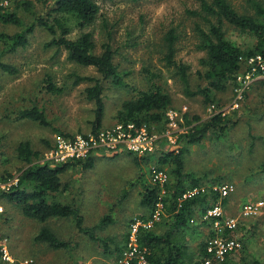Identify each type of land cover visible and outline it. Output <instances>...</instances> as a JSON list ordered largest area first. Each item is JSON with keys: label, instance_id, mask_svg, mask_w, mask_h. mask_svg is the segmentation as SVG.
I'll list each match as a JSON object with an SVG mask.
<instances>
[{"label": "rangeland", "instance_id": "374dc122", "mask_svg": "<svg viewBox=\"0 0 264 264\" xmlns=\"http://www.w3.org/2000/svg\"><path fill=\"white\" fill-rule=\"evenodd\" d=\"M97 1L101 6L99 17L94 25L83 31L93 33L97 53L102 51L104 43H111L116 52L114 61L124 80L122 86L111 80L104 81V123H114L123 102L137 96L139 90L160 89L171 95L172 104L161 122H151L147 128L162 135L163 142L152 155L138 156L126 151L116 156L102 155L95 158L91 168L71 166L62 174V182L68 188L57 198L61 195L58 199L64 198L80 206L84 225L93 229L97 240L80 232L72 217L42 223L23 216L17 209L9 214L5 207L0 213V235L9 237L12 253L14 251L17 256L13 255L21 261L33 258L37 264H114L118 260V246L125 245L130 234L132 219L149 218L152 213L141 204L145 185L151 182V168L156 166L166 170L172 180L171 166H159V158L164 151H178L184 147L185 140L180 136L196 124L210 120L209 107L215 104L219 109L226 108L235 123L223 134L211 130L201 142L187 145L184 171L201 178L202 186L208 190L223 182L235 185V190L226 198L212 192L217 199L212 196L209 202L210 207L221 204L224 217L236 219L232 230L225 229L224 224L222 228L225 238H236L241 246L224 260L213 264H252L253 260L264 263V207L257 215L244 216L241 212L246 203L264 202V85H258L264 79L254 81L235 108L232 103L238 74L246 69L244 63H241L240 72L230 82L228 90L212 92L211 102H207L203 95L189 96L186 94L187 85L195 91L208 84L199 74L207 67L201 62L206 52L198 49L200 36L197 27H209L203 18L191 13L200 11V1ZM229 1L240 13L253 12L251 0ZM34 2L31 11L17 9L25 24L32 23L37 17H46L50 11L51 0ZM14 9L15 5H12L11 10ZM69 25L72 28L69 38H77L82 30L72 19ZM170 29H174L178 36L176 61L189 66V84L181 79L175 67L166 63V36ZM21 30L20 26L0 23L1 34L14 35ZM226 30L227 36L243 48L256 43V38L248 33L234 31L229 26ZM52 38L51 33L38 26L28 36V44L15 51L7 50L0 41L2 60L19 69L16 75L0 70V183L10 179L11 175H19L26 166L17 156L16 148L21 141L28 140L34 148L40 149L38 161H43L54 147L53 136L60 133L58 131L76 135L92 130L95 103L89 101L85 93L91 83L75 85L74 81L76 75H100L94 67L68 61L64 49L47 46ZM46 74L52 75L54 81L65 88L64 93L46 92L43 88ZM35 103L45 109L50 126L17 119L20 109ZM170 111L183 117H177V127L170 126ZM168 132L176 137V145L168 141L165 135ZM46 141L52 147L49 148ZM136 156L146 158L137 164ZM2 202L0 198V204ZM214 222V218H205V214L200 213L186 229L174 232L176 240L187 244L194 261L202 259L204 243L215 234ZM44 225L52 228L62 240L70 242V246L53 249L45 242H35L34 237ZM152 229L160 234L166 233L168 221L162 216ZM99 239L109 240L105 245Z\"/></svg>", "mask_w": 264, "mask_h": 264}, {"label": "trees", "instance_id": "16d2710c", "mask_svg": "<svg viewBox=\"0 0 264 264\" xmlns=\"http://www.w3.org/2000/svg\"><path fill=\"white\" fill-rule=\"evenodd\" d=\"M198 1H200V11L193 10L191 13L203 18L209 27L208 29L197 27L200 36L198 49L206 52V57L202 58L201 62L207 67L205 72L199 74L208 84L195 91L187 85L186 94L189 96L203 95L207 102H211L213 91H226L230 86V82L236 78L242 67V57L257 54L264 56V0H251L253 9L251 13H240L229 0ZM51 2L50 11L46 17H37L32 23L25 24L17 9L22 8L31 11L34 7V0H0V23L22 27V30L14 35L0 33V41L5 44L7 50L15 51L18 47H25L28 44V36L38 26H41L53 35V38L47 42V46L64 49L68 61L84 67H94L100 77L76 75L74 84L91 83L85 88V93L87 99L95 103L92 132L96 133L103 126L106 110L104 81L111 80L117 86L124 85L119 65L114 61L116 52L111 43H104L102 51L97 53L93 33L83 31L85 28L94 25L99 17L101 6L97 0H51ZM12 5H15L14 10H11ZM71 19L82 30L75 39L69 38L72 31L69 25ZM226 26L232 27L234 31L252 35L256 38V43L248 48L235 44L227 36ZM177 39L176 31L170 29L166 36L167 53L165 60L167 65L175 67L181 79L189 84V66L179 63L175 59ZM0 70L10 75L19 73L17 67L4 62L1 56ZM43 82V88L50 94H62L65 91V88L59 86L50 74H46ZM171 104V95L160 89L153 91L139 90L137 96L123 102L121 108L117 111L116 119L125 125L133 123L137 128H141L144 124L161 122L165 111ZM17 119L31 120L46 127L51 124L45 109L37 103L31 107L20 109ZM234 123L228 114L217 113L210 120L196 124L180 136L181 139L185 140L184 147L178 151H164L159 158V166L163 167L166 164L171 166L173 179L164 188L152 181L147 183L142 194L141 204L153 212L157 204L162 203L161 214L168 221L169 230L160 234L154 229L140 228L138 240L142 248L146 249L145 254L149 264L199 263L194 261L193 255L187 249V244L180 243L173 237V234L176 231L186 229L191 221L197 218L198 214L202 213L204 215L210 208L209 198L213 195L211 191L183 198V195L189 189L202 186L201 178L184 171V154L187 151V145L201 142L211 130L223 134ZM58 132H60V135L72 136L61 131ZM46 143L49 148L52 147L49 141H46ZM16 151L18 158L26 166L18 175L17 184L11 187L10 190L5 191V194L0 193L1 197H8L21 207L26 217L42 223L53 218L72 217L76 221V226L80 232L97 240L98 238L95 236L93 229L84 225V216L80 213L79 208L57 200V194L68 188L62 182V174L71 166L81 165L85 169L91 168L94 166L96 157L91 156L84 160L62 163H54L50 160L38 161L41 157V150L33 148L28 140L21 141ZM145 158L136 156L135 162L140 164ZM14 176L16 175H11V178ZM217 195L212 198L217 199ZM138 218L147 219L148 217ZM128 239L129 235L125 245L118 246L117 259L126 247ZM99 240L107 245L109 239ZM34 241L45 242L53 249L68 248L70 246V242L62 240L51 228L45 225L36 234ZM206 247L207 241L203 245L201 258L208 255ZM16 259L17 263H15L18 264L20 260L17 257ZM1 261L0 259L2 264ZM252 264L264 263L253 260Z\"/></svg>", "mask_w": 264, "mask_h": 264}, {"label": "built area", "instance_id": "2783aa9c", "mask_svg": "<svg viewBox=\"0 0 264 264\" xmlns=\"http://www.w3.org/2000/svg\"><path fill=\"white\" fill-rule=\"evenodd\" d=\"M241 63L246 64L244 72L238 74V85L235 88V99L232 103L233 108L238 107L244 99L245 93L250 88L251 84L260 79H264V56L261 54L242 57ZM237 76V75H236ZM211 115L217 113L227 114V109L217 107L211 104L209 107ZM170 126L177 127L178 118L180 115L177 112L170 111ZM183 117L181 116L180 119ZM168 141L172 145H176L177 139L171 133L165 134ZM162 135L156 132L148 131L147 125L137 128L135 124L130 123L125 125L118 122L112 127L101 128L98 132H89L86 134H76L72 136L59 135L56 138L54 147L48 152L45 160H50L54 163H62L66 161L84 160L96 155H117L123 152H130L138 156H146L155 153L160 143L163 142ZM44 161V160H43ZM151 181L154 184L164 188L170 182L168 172L160 167L153 166L150 171ZM18 175L0 183V193L8 191L17 184ZM208 190L206 186L195 187L189 189L183 198L192 197L199 193L214 192L221 198H226L234 190L235 185L230 182H223ZM164 193V190H163ZM163 204L158 203L156 209L147 219L135 217L131 223L129 239L126 247L122 251L118 260L114 264H149L146 259V249L142 248L138 240L140 228L152 229L154 225L162 217ZM264 207V202L246 203L243 205L241 212L244 216L257 215ZM4 211V207L0 205V213ZM205 218H214L215 234L207 241V256L202 258L198 264H213L214 261L224 260L231 252L237 250L241 244L233 237H224V229L232 230L236 226L234 217H224L222 205L210 207L205 213ZM0 259L3 261L14 263L17 261L13 255L9 237L0 235ZM20 264H37L33 258L19 261Z\"/></svg>", "mask_w": 264, "mask_h": 264}, {"label": "crops", "instance_id": "0c3cea01", "mask_svg": "<svg viewBox=\"0 0 264 264\" xmlns=\"http://www.w3.org/2000/svg\"><path fill=\"white\" fill-rule=\"evenodd\" d=\"M261 80V79H260ZM264 85V80H262V81H259L258 82V85ZM228 90V89H227ZM109 117V116H108ZM118 123V121H117V119L115 118V120H114V123H112L111 125H107V124H105L104 123V118H103V127L102 128H105V127H112V126H114V125H116ZM105 126V127H104ZM90 132H92V130L90 131ZM64 134H66V133H64ZM60 135V133H58V134H54V136H53V138H54V144H55V142H56V138L58 137ZM31 145H32V143H31ZM33 146V145H32ZM33 148H34V146H33ZM35 149H37L36 147H35ZM123 154V153H122ZM102 155H104V154H101V155H96L95 157H99V156H102ZM117 155H119V154H117ZM110 156H116V155H110ZM5 191H3L2 193L3 194H5L4 193ZM62 192H65V190H62L60 193H62ZM60 193H58V194H60ZM57 194V195H58ZM59 197H61V195H59L58 196V198ZM0 198H2V203L0 204V205H2L3 207H5V209L7 210V213H12V211H14L15 209H17V210H19V212H21L22 214H23V216H25L24 215V213H23V211H22V209H21V207L19 206V205H17L14 201H12V200H10L8 197H0ZM57 198V200L59 201V202H62V203H66V204H71V205H73V206H75L76 208H79V210H80V206L78 205V204H76V205H74L72 202H69V201H67V200H65L64 198H60V199H58ZM80 213H81V211H80ZM26 217V216H25ZM28 218V217H27ZM67 218V217H66ZM65 218V219H66ZM29 219H31V218H29ZM53 219H56V218H53ZM50 220V219H49ZM75 225H76V222H75ZM46 226V225H45ZM77 227V226H76ZM52 229V228H51ZM54 231V230H53ZM55 232V231H54ZM56 233V232H55ZM57 234V233H56ZM58 235V234H57ZM12 251V250H11ZM13 253H14V251H13ZM15 254V253H14ZM16 255V254H15ZM17 256V255H16ZM11 264H13V263H11Z\"/></svg>", "mask_w": 264, "mask_h": 264}]
</instances>
